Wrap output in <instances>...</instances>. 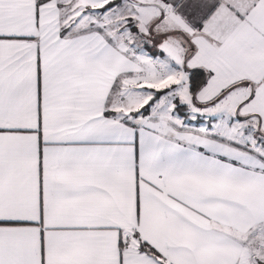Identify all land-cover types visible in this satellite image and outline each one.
Segmentation results:
<instances>
[{
    "label": "snow or ice",
    "instance_id": "6c2138e0",
    "mask_svg": "<svg viewBox=\"0 0 264 264\" xmlns=\"http://www.w3.org/2000/svg\"><path fill=\"white\" fill-rule=\"evenodd\" d=\"M0 264H264V0H0Z\"/></svg>",
    "mask_w": 264,
    "mask_h": 264
}]
</instances>
